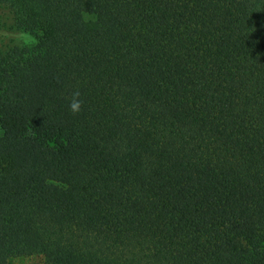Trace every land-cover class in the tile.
<instances>
[{
  "label": "trees",
  "instance_id": "trees-1",
  "mask_svg": "<svg viewBox=\"0 0 264 264\" xmlns=\"http://www.w3.org/2000/svg\"><path fill=\"white\" fill-rule=\"evenodd\" d=\"M0 6V264H264V0Z\"/></svg>",
  "mask_w": 264,
  "mask_h": 264
},
{
  "label": "rangeland",
  "instance_id": "rangeland-1",
  "mask_svg": "<svg viewBox=\"0 0 264 264\" xmlns=\"http://www.w3.org/2000/svg\"><path fill=\"white\" fill-rule=\"evenodd\" d=\"M33 41V35L15 31L11 28V17L9 13L0 6V46L4 44H23ZM43 257L38 254L29 256L13 257L6 264L36 263L42 261Z\"/></svg>",
  "mask_w": 264,
  "mask_h": 264
},
{
  "label": "clouds",
  "instance_id": "clouds-1",
  "mask_svg": "<svg viewBox=\"0 0 264 264\" xmlns=\"http://www.w3.org/2000/svg\"><path fill=\"white\" fill-rule=\"evenodd\" d=\"M77 107H78V105H77V104H73V105H72V108H73V110H76V109H77Z\"/></svg>",
  "mask_w": 264,
  "mask_h": 264
}]
</instances>
